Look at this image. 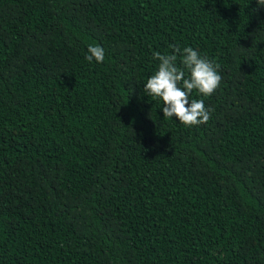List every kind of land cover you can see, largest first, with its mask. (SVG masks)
Segmentation results:
<instances>
[{
    "label": "trees",
    "instance_id": "trees-1",
    "mask_svg": "<svg viewBox=\"0 0 264 264\" xmlns=\"http://www.w3.org/2000/svg\"><path fill=\"white\" fill-rule=\"evenodd\" d=\"M185 47L191 127L143 90ZM0 264H264V6L0 0Z\"/></svg>",
    "mask_w": 264,
    "mask_h": 264
},
{
    "label": "clouds",
    "instance_id": "clouds-1",
    "mask_svg": "<svg viewBox=\"0 0 264 264\" xmlns=\"http://www.w3.org/2000/svg\"><path fill=\"white\" fill-rule=\"evenodd\" d=\"M264 6V0H256ZM86 60L102 63L105 59L104 49L99 45H89ZM180 53V64L177 66V54ZM159 61L157 71L143 85L148 96L162 101L164 118L175 117L185 127L205 124L210 119L211 109L206 108L203 100L192 99L193 91L202 96H211L220 86L222 77L218 73V65L206 57H202L192 47L173 49V54L154 53Z\"/></svg>",
    "mask_w": 264,
    "mask_h": 264
}]
</instances>
